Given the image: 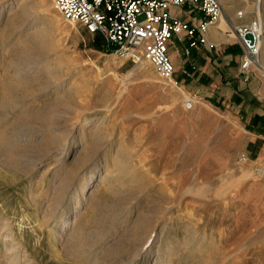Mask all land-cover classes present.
Instances as JSON below:
<instances>
[{
    "label": "rangeland",
    "instance_id": "rangeland-1",
    "mask_svg": "<svg viewBox=\"0 0 264 264\" xmlns=\"http://www.w3.org/2000/svg\"><path fill=\"white\" fill-rule=\"evenodd\" d=\"M13 1L0 0V264H264V139L248 147L228 111L97 49L52 0ZM257 1H220L228 30L258 7L264 23ZM255 69L263 94L264 45Z\"/></svg>",
    "mask_w": 264,
    "mask_h": 264
},
{
    "label": "built area",
    "instance_id": "built-area-1",
    "mask_svg": "<svg viewBox=\"0 0 264 264\" xmlns=\"http://www.w3.org/2000/svg\"><path fill=\"white\" fill-rule=\"evenodd\" d=\"M56 9L70 22L80 24L93 36L103 37L106 46L117 55L128 52L137 61L149 62L156 74L175 87L176 67L170 55V44L176 35L190 39L191 49L200 50L207 43L206 33L224 15L220 0H52ZM186 4L197 7L203 17L196 24L175 17L171 9ZM244 50L242 70L258 66L262 31L255 20L250 25L234 27ZM251 34L253 41L246 38ZM192 110L191 98L184 100ZM245 160V159H244Z\"/></svg>",
    "mask_w": 264,
    "mask_h": 264
},
{
    "label": "crops",
    "instance_id": "crops-1",
    "mask_svg": "<svg viewBox=\"0 0 264 264\" xmlns=\"http://www.w3.org/2000/svg\"><path fill=\"white\" fill-rule=\"evenodd\" d=\"M180 20L196 24L203 14L186 4L171 9ZM231 23V22H230ZM232 24V23H231ZM234 27V26H233ZM207 43L200 50L191 49L190 39L176 35L170 44V55L176 67L175 78L180 88L199 100L206 99L237 119L242 141L248 147L264 139V93L259 79L244 72V50L233 29L225 30L217 23L206 33Z\"/></svg>",
    "mask_w": 264,
    "mask_h": 264
},
{
    "label": "bare ground",
    "instance_id": "bare-ground-1",
    "mask_svg": "<svg viewBox=\"0 0 264 264\" xmlns=\"http://www.w3.org/2000/svg\"><path fill=\"white\" fill-rule=\"evenodd\" d=\"M221 2H222V0H220ZM261 1L262 0H258L257 1V4H256V6L257 5H259L260 3H261ZM14 3V1L13 0H10V2H9V4H8V6H10V5H12ZM255 9V8H254ZM257 20L259 21V23H260V30L261 31H263V27H264V23H263V12L260 10V8L258 7L257 8ZM244 15V13L243 12H241V13H237V16H239V17H241V16H243ZM218 23L220 24V27L221 28H223V29H225V30H228L229 29V25H228V22H227V20H226V18H225V16L223 15L221 18H220V20L218 21ZM263 45H264V38H263V36H262V41H261V48H263ZM26 55V54H25ZM129 55V53L128 52H124L123 54H122V56H120V55H118V56H116L115 57V59H123V58H125V57H127ZM29 56V55H28ZM26 57H27V55H26ZM27 59H29L28 57H27ZM26 59V60H27ZM32 59V58H31ZM41 59V58H40ZM25 60V61H26ZM261 60V59H260ZM33 61V60H32ZM258 61H259V58H258ZM35 62V61H34ZM33 62V66H31L32 68L34 67V69L36 68H38V64L37 63H34ZM39 62V61H38ZM32 63V62H31ZM149 63V62H148ZM260 63L262 64V62L260 61ZM107 66H108V64H106ZM43 66H44V64H43ZM29 67V66H28ZM31 68V69H32ZM29 69V68H28ZM40 70V69H39ZM42 70V69H41ZM17 72V71H16ZM19 74V73H18ZM35 74V73H34ZM56 87V86H55ZM192 101H193V103H194V100L192 99ZM194 107V106H193ZM110 110V109H109ZM112 110V109H111ZM85 119V120H84ZM82 121H81V123H82V125H81V127H80V129L81 130H83L85 127H87L91 122H90V120L89 119H86V117L84 118ZM103 124V123H102ZM84 132V131H83ZM98 132V131H97ZM257 173V172H256ZM258 173H259V175H264V169H261V170H259L258 171ZM258 175V176H259ZM251 173H249V172H246L245 174H244V180L246 181L247 179H249V178H251ZM255 176V175H254ZM114 177V176H113ZM105 180V179H104ZM90 183V182H89ZM88 183V184H89ZM57 187H58V185H57ZM89 187V186H88ZM83 189V191H84V193H85V191H87V186H84V188H82ZM221 192V191H220ZM219 196V195H218ZM221 196V195H220ZM223 196V195H222ZM221 196V197H222ZM80 201V200H79ZM48 223V222H47ZM66 224H68V223H65V224H63L64 226H66ZM154 228V227H153ZM64 230V229H63ZM62 231V230H61ZM74 231V230H73ZM149 234V233H148ZM73 235H74V233H73ZM147 235V234H146ZM149 236V235H148ZM147 238V237H146ZM69 241H71V240H69ZM149 241V240H148ZM75 242V241H74ZM74 242H72V243H74ZM146 243H148V242H146ZM72 245V244H71ZM70 245V246H71ZM73 246H75V245H73ZM148 247H149V244H148ZM77 249V248H76ZM75 249V250H76ZM79 251V250H78ZM73 253H71L70 255H72ZM70 255H68V256H70Z\"/></svg>",
    "mask_w": 264,
    "mask_h": 264
},
{
    "label": "trees",
    "instance_id": "trees-1",
    "mask_svg": "<svg viewBox=\"0 0 264 264\" xmlns=\"http://www.w3.org/2000/svg\"><path fill=\"white\" fill-rule=\"evenodd\" d=\"M96 47L99 50H105L107 53H114L113 49H109L108 47L105 46V44L101 42H96Z\"/></svg>",
    "mask_w": 264,
    "mask_h": 264
},
{
    "label": "water",
    "instance_id": "water-1",
    "mask_svg": "<svg viewBox=\"0 0 264 264\" xmlns=\"http://www.w3.org/2000/svg\"><path fill=\"white\" fill-rule=\"evenodd\" d=\"M246 38L249 39V40H251V41L254 40V38H253V36H252L251 34H248V35L246 36Z\"/></svg>",
    "mask_w": 264,
    "mask_h": 264
}]
</instances>
